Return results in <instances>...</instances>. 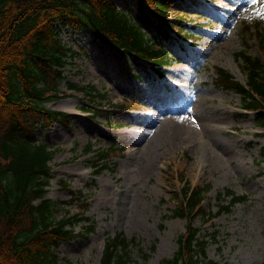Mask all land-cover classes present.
Listing matches in <instances>:
<instances>
[{"label":"rangeland","instance_id":"1","mask_svg":"<svg viewBox=\"0 0 264 264\" xmlns=\"http://www.w3.org/2000/svg\"><path fill=\"white\" fill-rule=\"evenodd\" d=\"M116 2L133 14L142 10L143 0ZM143 10L151 19L164 17L149 5ZM180 14L182 21L175 17ZM167 15L194 35L172 42L177 57L165 65L164 73L154 72V76L146 75L130 53L104 42L91 28L57 21L63 40L78 52L60 75L47 73L50 81L57 82L59 94L45 103L73 117L69 123L37 117L15 120L17 136L31 134L57 147L46 186L47 195L57 201L55 214L77 212L80 203L88 201L86 213L91 218L77 223L76 229L82 231L92 221L94 228L58 240L46 264H101L106 236L119 231L137 241L130 246L126 264H162L164 257L177 250L178 236L186 230L187 217L172 213L183 200L182 187L187 184H209L203 209L193 220L200 237L208 240L203 264L264 261V159L260 153L264 127L255 121L254 110L243 107L238 90L216 80L220 65L247 81L246 67L237 55L240 50L259 56L264 68V41L257 25L261 22L264 28V0H175ZM145 26L150 29L149 24ZM70 81L87 86H72ZM136 87L142 91L141 101L132 97ZM117 101L130 105L131 122L115 123L104 114L92 115L91 106L112 109ZM188 114L196 126L194 135L183 130ZM159 123L167 132L148 150L146 142L158 135ZM4 128L0 124V131ZM88 142L93 143L90 151L85 150ZM112 143L121 148L97 156ZM204 143L213 152L210 159L201 158ZM99 163L106 166L97 171ZM227 188L246 194V199L208 219L203 211L216 212L231 196L225 193ZM220 194H225L223 200Z\"/></svg>","mask_w":264,"mask_h":264},{"label":"trees","instance_id":"2","mask_svg":"<svg viewBox=\"0 0 264 264\" xmlns=\"http://www.w3.org/2000/svg\"><path fill=\"white\" fill-rule=\"evenodd\" d=\"M174 1L143 0L141 12L133 14L120 8L116 0H0V124L5 125L4 131H0V264H46L55 254L52 245L58 240L70 239L94 228L92 221L82 231L76 229L77 223L91 218L86 213L88 201L80 203L77 212L59 217L55 214L57 201L47 195L46 186L52 176V159L57 147L36 140L31 134L17 136L19 122L15 120L37 117L69 123L73 117L69 111L45 103L59 94L57 82L50 81L47 73L60 75L69 58L78 52L63 40L57 21L73 28H91L104 42L130 53L146 75L154 76V72L164 73L165 65L177 57L170 46L172 42L194 35L182 22L177 23L167 15ZM148 5L164 17L151 19L143 10ZM175 17L182 21L184 15ZM260 23L257 22L259 37L264 41ZM237 52L246 67L247 81L238 79L220 65L216 67V80L238 90L244 98L243 107L254 110L255 121L264 127L263 62L259 56L244 50ZM70 85L87 86L73 81ZM90 89L94 95H104ZM132 97L141 101V89L136 87ZM103 107L91 106L92 115L104 114L115 123L131 122L130 105L126 101L113 102L112 109ZM92 148V142L85 146L86 151ZM117 148L121 147L112 143L110 149L100 150L97 156H108ZM260 153L264 159V144L260 146ZM105 166L106 163H99L96 170ZM208 186L182 187L183 200L172 214L187 217L186 230L178 236L177 250L172 256L164 257L162 264H203L208 240L200 237V228L193 225V220L203 209ZM225 193L231 196L219 204L216 212L203 211L208 219L231 210L232 205L247 197L230 188ZM219 196L221 200L225 198V194ZM131 244H137L136 237H128L121 231L106 236L101 264H126ZM210 262L215 264L213 260Z\"/></svg>","mask_w":264,"mask_h":264},{"label":"bare ground","instance_id":"3","mask_svg":"<svg viewBox=\"0 0 264 264\" xmlns=\"http://www.w3.org/2000/svg\"><path fill=\"white\" fill-rule=\"evenodd\" d=\"M202 109V108H201ZM201 111V110H200ZM191 112V111H190ZM193 112V111H192ZM196 112V111H195ZM204 113H205V111H204ZM191 114H193V113H191ZM206 115V114H205ZM187 117L186 118H188L187 120H184L186 123L183 125V130H185L186 132H188L189 134H191V135H194V133H195V124H194V121H193V119L190 117V114H188V115H186ZM196 116V115H195ZM198 117V116H197ZM191 118V119H190ZM196 121H198V120H196ZM197 123H199V122H197ZM211 123V122H210ZM203 125H205V124H203ZM199 126V125H198ZM181 127H182V125H181ZM200 127V126H199ZM203 127V126H202ZM165 132H167V129H165V126L163 125V124H161V123H159V127L157 128V132L155 133V134H158L157 136L156 135H154V137H152V138H150L149 140H147V142H146V144H147V148H148V150H151V148H150V146H152V144H153V142L155 141V140H158V137L160 136H163L164 134H165ZM198 132H199V130H198ZM197 133V132H196ZM212 155H213V152H212V150H211V148L210 147H208V144H206V143H204L203 144V147H202V149H201V158H203V157H205L204 159H206V158H209V157H212ZM210 159V158H209ZM213 159V158H212Z\"/></svg>","mask_w":264,"mask_h":264}]
</instances>
